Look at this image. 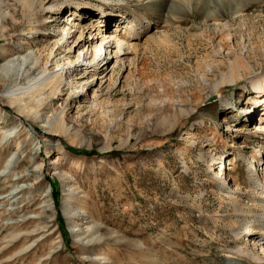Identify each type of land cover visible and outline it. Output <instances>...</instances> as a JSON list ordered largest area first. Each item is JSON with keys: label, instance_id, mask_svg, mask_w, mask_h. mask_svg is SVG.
<instances>
[{"label": "rangeland", "instance_id": "1", "mask_svg": "<svg viewBox=\"0 0 264 264\" xmlns=\"http://www.w3.org/2000/svg\"><path fill=\"white\" fill-rule=\"evenodd\" d=\"M38 1L63 3L43 34L29 30L19 0H0V65L27 58L29 66L50 38L60 42L54 50L70 48L61 35L70 18L84 27L74 42L93 26L125 39L128 23L140 24L141 37L124 65L89 74L103 83L95 79L83 93L61 86L52 107L40 109L44 122L68 109L69 137L18 112L0 81V264H264L236 252L247 247L264 258V224L253 222L263 204L252 197V177L264 180L263 108L251 78L214 94L202 85L213 61L229 69L218 51L242 55L251 77H264V0L96 2L82 18L70 17L67 0ZM179 100L192 113L173 127ZM207 152L213 162L200 158ZM221 176L236 190L223 192Z\"/></svg>", "mask_w": 264, "mask_h": 264}, {"label": "bare ground", "instance_id": "2", "mask_svg": "<svg viewBox=\"0 0 264 264\" xmlns=\"http://www.w3.org/2000/svg\"><path fill=\"white\" fill-rule=\"evenodd\" d=\"M19 1L22 4V16L28 19L27 25L29 30L33 31L35 34H43L48 19V14L52 10L53 12H60L63 5V3H54L50 6H45L43 3H39L38 0ZM113 1L124 2L125 0H67V3L71 4L70 10L72 12L74 11L70 17L79 16L82 18L84 16V14H81L82 12H89L93 11L94 8H98L96 2L110 3ZM101 15H104V12H102ZM4 23V20H2L0 25V34L2 36H4L6 33V27ZM89 25L93 26V22H91ZM139 25L140 24L128 23L125 27L129 36H127L125 39H122L117 31L107 33L105 30L106 32L102 33L100 32V28L93 30V26L90 29L89 37H80L81 40L79 42L78 40L74 42L71 41V39L75 32L79 31L81 34H83L84 27L82 26L81 19L76 20L70 18L67 22V25H65L64 29L61 30V35L66 36L65 38H67V40L65 43H71L72 46L67 49V47L64 48L65 46L62 45L61 47H58L54 50L55 46L52 47L51 44L55 43L54 45L57 46L60 42L58 39L54 40V38H50L48 42L45 41V45L42 43V47H35V55L28 57L32 60L29 66L27 65L29 62L27 58L17 59L16 61H10L5 65H0V81L3 83L1 85V93L6 94V98L13 106L17 108L18 112L24 114V116L26 115L28 118L31 113L34 112V120L37 123H42L44 121H42V117H40L38 114L40 109L45 107L44 110H48L52 107V97H57L55 95L61 94L59 93L61 86L68 85L76 92L83 93L85 89L86 91H89L92 86L96 84V82H94L95 79H100V83L104 82V77L94 78L93 80L91 79L92 81L88 80L89 74L94 73V76L99 75L98 72L102 73V71H106L114 61V66H112V69L109 68L111 69L110 71H113L119 63H123V59H125L129 54L133 53L137 46L133 40L137 37H141V33H139L141 26ZM215 26L218 27V25ZM22 32H24V30ZM227 41H229V39H227ZM40 42L43 41L40 40ZM74 50L75 52L76 50H79V53L74 58H72L71 56H73L72 54ZM46 51H48V53L45 55L44 52ZM89 52H91L90 54H93V57H91L92 59L89 57ZM215 56L218 59H226L229 63V69L224 72L219 66V63L213 61L210 65H207V71L205 72L208 78H203L202 85L209 89L210 94H214L219 92L221 88L227 84H233L244 78H251V88L257 94V103L263 108L262 112L264 116V77H251V74L255 69L245 60L242 55H236L232 60L230 58H226L221 51H218ZM59 58H62V60L60 61ZM31 64L33 66L30 67ZM105 73L106 72H104V74ZM66 75L68 77H66ZM26 79L28 80L27 84H24ZM75 95L76 93L72 92L68 98H74ZM26 99L29 100L26 101ZM37 99L42 103L37 107H35L36 104L33 103L34 107L32 109V105L30 106L29 102ZM222 102V104L225 106L231 105L229 99L226 97L222 99ZM176 108L179 112H181V115L175 118L173 127L177 126L181 119L189 116L192 113V110L183 106V101L181 100L177 101ZM65 109L66 108L64 107V109L60 111L55 110L52 112L53 114L51 118H47V122H44L45 125H43L45 133H58L69 137L71 128L66 124ZM245 112L248 113V110ZM250 112L254 111L250 110ZM259 127H261V125ZM208 153L209 152H207V154H201L200 158L205 159V161L210 160L213 162V156ZM260 177L261 175H254L252 177L254 180L253 183L258 187V191L256 195L251 196L253 198H258L263 204L262 212L255 216V220H253V222H261L264 224V180L262 182ZM232 181V179L222 178L221 176L220 184L223 187L228 188L222 189L223 192L229 193L228 190L231 192L236 190L237 186H235ZM16 194L13 196L12 194H9L8 197H11L10 199H12L16 196ZM9 200L6 201L9 202ZM236 204L239 205V201ZM238 207L237 209L244 210V208ZM15 213L16 212L14 211L11 214ZM40 219H43V217L41 216ZM21 226L26 227L27 224H22ZM254 230V227L250 226V231ZM232 233L236 239H240L243 236L241 233V226L235 223L232 225ZM33 235L34 234L32 233L29 235V237L32 238L34 237ZM14 246L15 245H13V247ZM236 252L241 256L253 259L256 262L262 263V261H264V258L255 255L253 251L247 247H239Z\"/></svg>", "mask_w": 264, "mask_h": 264}]
</instances>
